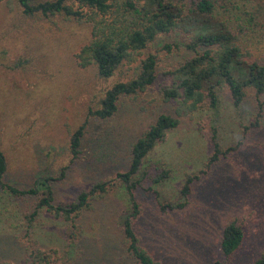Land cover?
I'll list each match as a JSON object with an SVG mask.
<instances>
[{
  "label": "rangeland",
  "instance_id": "obj_1",
  "mask_svg": "<svg viewBox=\"0 0 264 264\" xmlns=\"http://www.w3.org/2000/svg\"><path fill=\"white\" fill-rule=\"evenodd\" d=\"M45 0H33L34 3ZM191 5L192 0H186ZM215 18L238 34L246 58L264 61V0H215ZM87 13H92L85 9ZM86 18L26 15L16 0H0V148L7 159L5 181L28 189L51 177L54 204L76 200L97 182L110 190L90 200L77 227L43 208L31 218L41 195H14L0 187V262L26 264L34 249L56 250L68 264H137L126 250L120 216L133 205L119 174L131 150L162 113L180 119L149 153L135 190L140 214L135 229L142 245L163 264H252L264 253V94L248 88L235 105L227 86L216 107L206 100L195 110L166 100L171 70L194 55L182 28L160 34L132 63L103 77L82 67L78 53L92 39ZM158 56L157 79L145 91L122 96L116 115L92 114L106 91L132 78L140 60ZM85 124L81 154L73 158L71 134ZM221 147L215 152L213 134ZM163 171L167 176L155 181ZM192 177L186 200L181 190ZM186 206L162 209L164 204ZM235 221L245 239L229 259L221 250L224 227Z\"/></svg>",
  "mask_w": 264,
  "mask_h": 264
},
{
  "label": "trees",
  "instance_id": "obj_2",
  "mask_svg": "<svg viewBox=\"0 0 264 264\" xmlns=\"http://www.w3.org/2000/svg\"><path fill=\"white\" fill-rule=\"evenodd\" d=\"M26 15L41 13L45 16L63 15L92 23V39L84 45L77 57L82 67L95 65L103 77L112 76L125 63L134 62L151 42L160 34L177 28L190 33L187 47L194 55L181 63L171 74L173 85L166 87V100H182L189 109H197L208 98L216 107L219 102V88L227 86L234 104L239 106L246 97L248 88L264 94V61L249 60L239 44L238 34L223 20L215 18V0H16ZM85 9L92 13H87ZM158 56L149 53L140 60L132 78L119 81L108 89L101 105L92 114L100 119H110L116 115L122 96L138 94L154 84L157 79ZM180 119L171 114H160L136 140L131 150L127 171L120 173L129 199L133 205L120 216V225L125 238L126 250L137 264H163L142 245L135 229V219L139 216V203L135 190L141 185L138 175L143 174L145 159L155 147L165 140L168 132L179 126ZM85 124L71 134L70 151L73 158L81 154ZM215 152L209 165L220 159L221 147L213 134ZM7 159L0 148V187L14 195H41L31 214L35 218L41 209L54 211L64 216L76 228L77 218L89 208L92 196L100 197L110 190V182H97L91 191H82L75 201L55 205L51 177L36 179L28 189L13 186L5 181ZM167 176V171L155 181ZM194 178L189 177L182 190L187 200L192 191ZM186 206V201L178 204H163L162 209H176ZM245 232L235 221L227 224L222 233L221 250L226 259L231 258L242 246ZM0 264H11L1 263ZM26 264H68L62 262L56 250H32ZM213 264H225L217 260ZM252 264H264V253Z\"/></svg>",
  "mask_w": 264,
  "mask_h": 264
}]
</instances>
